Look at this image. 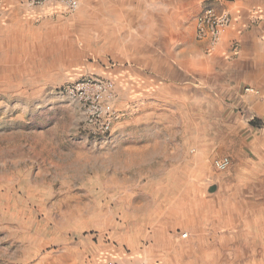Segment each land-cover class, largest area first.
<instances>
[{
  "label": "rangeland",
  "instance_id": "374dc122",
  "mask_svg": "<svg viewBox=\"0 0 264 264\" xmlns=\"http://www.w3.org/2000/svg\"><path fill=\"white\" fill-rule=\"evenodd\" d=\"M247 1L78 0L64 12L0 0V264H264V170L219 171L216 156L193 158L194 149L190 161H152L142 133H118L157 123L138 119L125 96L136 68L123 64L135 48L121 42L122 19L144 11L185 29L213 4L246 28L264 20V0ZM90 74L114 80L119 94L109 140L87 136L78 105L59 93Z\"/></svg>",
  "mask_w": 264,
  "mask_h": 264
},
{
  "label": "crops",
  "instance_id": "0c3cea01",
  "mask_svg": "<svg viewBox=\"0 0 264 264\" xmlns=\"http://www.w3.org/2000/svg\"><path fill=\"white\" fill-rule=\"evenodd\" d=\"M256 3L261 1L245 5ZM258 8L264 14V5ZM141 12L135 20L122 19L129 34L121 42L125 50L135 48L122 56L123 64L136 68L134 79H126L125 96H134L138 119L157 123L124 126L118 132L121 137L131 129L142 133L152 161H190L188 151L194 149L193 158L226 156L229 165L264 170V20L238 29L231 13V25L209 48L207 38H196L195 24L184 29L179 21H154ZM144 69H151L152 75ZM245 86L259 93H246ZM252 120L259 126L251 125Z\"/></svg>",
  "mask_w": 264,
  "mask_h": 264
},
{
  "label": "built area",
  "instance_id": "2783aa9c",
  "mask_svg": "<svg viewBox=\"0 0 264 264\" xmlns=\"http://www.w3.org/2000/svg\"><path fill=\"white\" fill-rule=\"evenodd\" d=\"M28 6L38 7L53 4L64 12H73L78 6V0H26ZM233 19L226 9H218L213 4L204 6L195 20V35L197 39L207 38L209 48H212L219 40L221 34L231 25ZM246 93H259L252 86H245ZM61 95H65L76 102L81 112L82 131L92 138L109 140L114 134V125L122 114L117 108L119 94L114 80L98 75H84L66 83L59 89ZM230 160L226 156L215 158L213 166L222 171L229 166ZM185 237L186 234H182ZM102 264H128L122 260L110 256L105 258Z\"/></svg>",
  "mask_w": 264,
  "mask_h": 264
},
{
  "label": "trees",
  "instance_id": "16d2710c",
  "mask_svg": "<svg viewBox=\"0 0 264 264\" xmlns=\"http://www.w3.org/2000/svg\"><path fill=\"white\" fill-rule=\"evenodd\" d=\"M250 124L253 125V126H259V123L256 122V121H254V120H252V121L250 122Z\"/></svg>",
  "mask_w": 264,
  "mask_h": 264
},
{
  "label": "water",
  "instance_id": "95a60500",
  "mask_svg": "<svg viewBox=\"0 0 264 264\" xmlns=\"http://www.w3.org/2000/svg\"><path fill=\"white\" fill-rule=\"evenodd\" d=\"M215 190V186H210L209 188H208V192H212V191H214Z\"/></svg>",
  "mask_w": 264,
  "mask_h": 264
}]
</instances>
